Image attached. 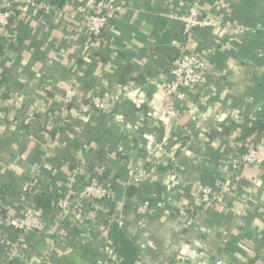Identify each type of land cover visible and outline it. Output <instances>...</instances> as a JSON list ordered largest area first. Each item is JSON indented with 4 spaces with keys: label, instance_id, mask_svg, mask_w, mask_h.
Returning a JSON list of instances; mask_svg holds the SVG:
<instances>
[{
    "label": "crops",
    "instance_id": "1",
    "mask_svg": "<svg viewBox=\"0 0 264 264\" xmlns=\"http://www.w3.org/2000/svg\"><path fill=\"white\" fill-rule=\"evenodd\" d=\"M113 1L122 11L93 41L77 11L92 0H38L52 12L0 0L19 12L0 28V264H121L114 219L135 264H264V165L242 163L264 143V0ZM195 2L221 25L186 34ZM184 50L208 70L171 106L167 68ZM100 169L112 196L92 203L82 187ZM207 185L215 205L200 201ZM44 192L70 197L71 213L36 205ZM30 204L52 236L17 230Z\"/></svg>",
    "mask_w": 264,
    "mask_h": 264
},
{
    "label": "built area",
    "instance_id": "2",
    "mask_svg": "<svg viewBox=\"0 0 264 264\" xmlns=\"http://www.w3.org/2000/svg\"><path fill=\"white\" fill-rule=\"evenodd\" d=\"M28 4L33 7L52 12L53 9L48 4L38 2V0H29ZM78 12L86 15L87 18V35L90 40H101L108 30L110 16L113 13H120L122 7L117 5L113 0H92V4L81 6L77 9ZM17 9L11 5L0 2V28H8L11 26L12 19L18 17ZM184 24L186 34L203 28L218 27L220 22H215L207 16L202 15L198 2L192 3L188 7V11L181 17ZM243 26H238V30H245ZM208 70L207 59L198 53L182 51L179 56L174 58L168 65L167 74L169 81L165 84L164 91L168 103L173 106L175 102H186L190 90L199 87ZM78 95L75 90L67 91L65 95V103L71 105L78 102ZM168 110V116L171 118L177 117V111L174 108ZM242 163L245 165H264V143L251 144L242 155ZM30 192L36 193L38 187L35 183H30ZM82 196L92 203L108 200L112 196V183L106 177L104 170L100 169L90 175L89 179L82 187ZM200 201L203 205H215L218 202V196L213 192L211 186L201 187ZM74 208L73 200L70 197H62L55 205V209L60 214L66 215L71 213ZM150 210V204L147 202L142 205L138 212L146 214ZM112 223L119 227H124L125 222L112 220ZM16 228L22 234L27 235L35 233L39 237L52 236L53 232L48 228L45 216L40 213L36 205L30 204L24 210L22 217L16 223ZM113 253L112 251L110 252Z\"/></svg>",
    "mask_w": 264,
    "mask_h": 264
},
{
    "label": "trees",
    "instance_id": "3",
    "mask_svg": "<svg viewBox=\"0 0 264 264\" xmlns=\"http://www.w3.org/2000/svg\"><path fill=\"white\" fill-rule=\"evenodd\" d=\"M257 128L258 131H264V123ZM6 188H7L6 185H0V195L6 192L7 190ZM62 197L64 196L48 195L47 193L44 192L35 197V204L40 206L44 210L51 211V209H55L56 203ZM110 239L114 242L113 247L115 248L116 252L122 258L121 264L136 263L138 248L135 246V243L127 237L124 230L118 227V225L112 226L110 230Z\"/></svg>",
    "mask_w": 264,
    "mask_h": 264
}]
</instances>
